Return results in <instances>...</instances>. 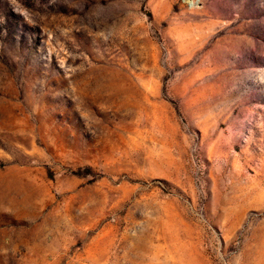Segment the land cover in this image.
<instances>
[{"label": "rangeland", "instance_id": "1", "mask_svg": "<svg viewBox=\"0 0 264 264\" xmlns=\"http://www.w3.org/2000/svg\"><path fill=\"white\" fill-rule=\"evenodd\" d=\"M0 264H264V0H0Z\"/></svg>", "mask_w": 264, "mask_h": 264}]
</instances>
